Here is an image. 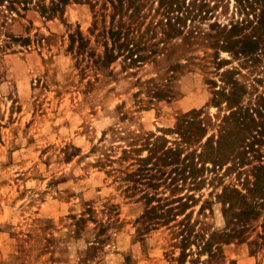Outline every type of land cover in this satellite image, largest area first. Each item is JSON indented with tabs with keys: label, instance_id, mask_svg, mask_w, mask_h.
Listing matches in <instances>:
<instances>
[{
	"label": "rangeland",
	"instance_id": "1",
	"mask_svg": "<svg viewBox=\"0 0 264 264\" xmlns=\"http://www.w3.org/2000/svg\"><path fill=\"white\" fill-rule=\"evenodd\" d=\"M53 1L0 0L7 31L28 38L0 36V264H178L170 232L186 214L196 231L235 228L206 264H264V40L237 54L221 31L251 32L262 2ZM232 87L230 104L219 91ZM210 135L219 164L195 151ZM177 142L193 165L142 160ZM226 188L244 198L233 214ZM145 193L188 206L144 230L158 203Z\"/></svg>",
	"mask_w": 264,
	"mask_h": 264
},
{
	"label": "trees",
	"instance_id": "2",
	"mask_svg": "<svg viewBox=\"0 0 264 264\" xmlns=\"http://www.w3.org/2000/svg\"><path fill=\"white\" fill-rule=\"evenodd\" d=\"M17 0H11V2L15 3ZM69 0H54L53 2L57 7H61L62 4L67 3ZM258 3H261L264 5V0H255ZM1 3V2H0ZM21 3L24 8L27 6V0H21ZM9 9L12 11L16 8H13L12 6L9 7ZM18 9V8H17ZM13 13V12H12ZM18 14L22 15L19 11H17ZM3 10L0 9V36L5 30V33L8 37L16 40H27L28 38H23V36L16 35L15 33L11 31H7L6 27H8V16L9 14H3ZM11 14L10 18L14 19L15 17ZM3 19V20H2ZM171 19V18H170ZM256 24L252 26L251 32L245 33L244 27L245 25H239V24H233L230 29L228 27H222L221 31L224 35L223 41H227V45L225 46H231L233 48V51L235 53H250L258 50L261 47V43L264 40V7L262 8L261 12L257 15ZM173 23L170 20V25ZM174 28V26H173ZM176 31H181L180 28H177ZM8 32V33H7ZM4 34V33H3ZM1 42V41H0ZM234 44V45H232ZM236 45H240V47H237ZM1 47V46H0ZM112 48H108V53H111L110 51ZM116 56L113 55V58ZM233 87L230 89V91L227 93L226 91H219L220 94L225 97V99L228 101V103L231 104V101H233ZM231 93V94H230ZM222 102V101H221ZM219 100V104L221 103ZM241 111L240 108L237 110H232V112L229 114V116L235 115ZM200 114V111L198 110H192L191 112L187 113L184 118L179 122L178 124V133L181 135V140L185 139L186 142L191 138V135L186 128V124H192L195 122V117ZM198 128L200 129L195 134H199L198 140L202 141V139L206 136L207 129L204 125H202V120H199ZM213 136L210 135L205 143H203L201 146L203 148L198 152V160H200L202 163L207 162V158H211L214 163L219 164L218 161H220L221 156V139H217V145L213 146ZM184 140V141H185ZM157 142H153L152 145H157ZM164 145L166 143H163ZM211 147V148H209ZM151 156L142 158V160H145V163L147 160L151 159L153 156H156V160H161V163L163 165H168L172 163H184L188 162L189 164L194 163L195 160V151L193 152H187L185 156L182 158L183 154V148H181V142H177L176 146L167 145V146H160L158 147H151ZM161 148L160 153L158 150ZM161 165V164H160ZM195 168V167H194ZM150 168H148L149 170ZM145 170L143 167H139L136 171L132 172L130 175L135 176V180H139L142 171ZM157 171H163L161 169H158ZM164 172V171H163ZM150 173V172H149ZM151 174V173H150ZM153 176V175H152ZM153 178V177H152ZM151 178V180H152ZM151 196V197H150ZM220 197H222V200L225 203H228L229 206L226 208V211L233 214V208H235V204H237L239 201H243L242 193L237 189H229L226 188L221 194H219ZM145 197H148V202L152 203L154 200H158V203L151 204L149 207H147L146 211L142 215V222L144 223V230H150V226L154 224H172L174 220L178 219L179 214L183 213L186 206H188L187 200H184L183 197L176 198L175 200H172L170 202H167L169 200H164L161 196H156L155 194L150 195L149 193H145ZM150 197V198H149ZM243 198V199H242ZM178 202V204H174V202ZM167 202V203H166ZM178 208H180L179 211ZM240 212H247L240 210ZM187 214L183 219L180 220V222L175 223L177 226H180L181 223H187L184 222L187 219ZM237 219V217H236ZM231 221H234L233 219ZM187 224H184V227L177 230L176 228H171V236L172 239L170 241V245L175 248H180V253L176 257L178 264H206L208 260H210L212 257L216 256L220 253L221 249L223 248V243H230V238L234 235L235 228H229V229H216L212 230L210 229H204V233L202 231H196L194 229V226L191 224L190 227H188ZM193 246H196L198 249L194 250ZM208 253L207 259H201L200 256H202L203 252ZM193 253H199L200 256L198 258L192 257L188 259L189 256H191ZM225 255V254H224ZM223 255V256H224ZM200 262V263H198Z\"/></svg>",
	"mask_w": 264,
	"mask_h": 264
}]
</instances>
